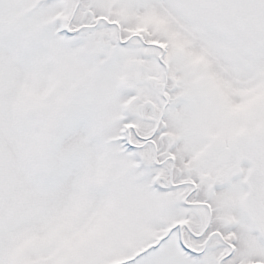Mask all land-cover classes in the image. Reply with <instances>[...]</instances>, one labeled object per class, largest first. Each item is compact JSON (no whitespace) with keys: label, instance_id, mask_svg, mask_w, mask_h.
Returning a JSON list of instances; mask_svg holds the SVG:
<instances>
[{"label":"snow or ice","instance_id":"1","mask_svg":"<svg viewBox=\"0 0 264 264\" xmlns=\"http://www.w3.org/2000/svg\"><path fill=\"white\" fill-rule=\"evenodd\" d=\"M0 264H264V0H0Z\"/></svg>","mask_w":264,"mask_h":264}]
</instances>
